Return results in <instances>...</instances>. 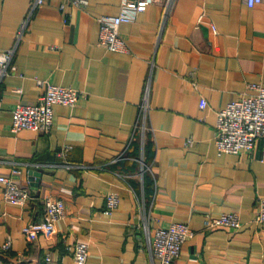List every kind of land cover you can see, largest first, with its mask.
<instances>
[{"label":"crops","instance_id":"0c3cea01","mask_svg":"<svg viewBox=\"0 0 264 264\" xmlns=\"http://www.w3.org/2000/svg\"><path fill=\"white\" fill-rule=\"evenodd\" d=\"M32 1L0 0V50ZM125 1L47 0L0 80V173L18 168L14 179L32 195L7 201L0 183V264H42L47 252L52 264H77V241L89 243L85 264H160L148 232L175 221L194 234L174 264H264V224L255 220L262 143L219 152L215 138L218 110L264 85V1L176 0L163 26L162 3L134 12ZM123 11L133 15L120 25L129 50H112L99 42V17ZM38 78L83 95L54 104L50 131L14 130V106L45 91ZM66 145L70 167L59 154ZM110 190L121 197L112 211ZM48 197L65 203L54 222ZM222 212H237L242 226L207 228L206 214Z\"/></svg>","mask_w":264,"mask_h":264},{"label":"built area","instance_id":"2783aa9c","mask_svg":"<svg viewBox=\"0 0 264 264\" xmlns=\"http://www.w3.org/2000/svg\"><path fill=\"white\" fill-rule=\"evenodd\" d=\"M47 0H33L28 12L22 17L15 32V39L11 46L0 50V80L10 72V67L19 45L28 31L32 22L35 10L46 3ZM76 3H84L86 0H74ZM176 0H126L125 10L131 9L134 12L145 10L148 4L160 2L163 4L161 26L171 17ZM249 6H253L264 0H244ZM205 13L199 15L202 21ZM133 18L128 12L119 14H103L99 17L100 32L99 42L112 50L128 51L129 46L121 34L120 25L124 21ZM39 85L45 87L44 93L37 102H19L12 109L13 119L11 126L14 130L30 128L42 132L51 130L54 123V104L62 103L75 105L83 95V91L69 86L53 83L47 79L38 78ZM254 93L240 96L230 101L226 106L218 110L215 130V138L219 152H241L252 150L257 141L262 143L264 149V85H253ZM207 100L202 98L200 106L206 107ZM143 127L146 126L143 121ZM191 142V139H189ZM71 145H66L59 152L67 166L75 165L67 159V151ZM12 173H0V183L4 184V198L7 201L19 204H26L32 197L29 190L21 186L14 179ZM118 191L110 190L105 195V203L108 210H114L120 203ZM259 209L255 220L264 224V195L259 197ZM45 212L52 222L65 216V203L62 199L48 197L45 202ZM242 221L237 212H222L220 214H206L205 225L212 229L218 226H227L237 230L242 226ZM194 234V230L186 222L175 221L166 226H158L151 234L148 232L149 245L152 255L160 260V264H174L175 259L180 255L183 244ZM12 241L7 239L2 248L10 249ZM89 243L77 241L74 243V260L77 264H85L88 258ZM54 260L52 252L45 254L42 264H52Z\"/></svg>","mask_w":264,"mask_h":264},{"label":"trees","instance_id":"16d2710c","mask_svg":"<svg viewBox=\"0 0 264 264\" xmlns=\"http://www.w3.org/2000/svg\"><path fill=\"white\" fill-rule=\"evenodd\" d=\"M137 151H134L133 153H136Z\"/></svg>","mask_w":264,"mask_h":264}]
</instances>
